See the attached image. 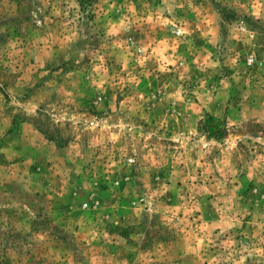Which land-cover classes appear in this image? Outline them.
<instances>
[{
  "label": "rangeland",
  "instance_id": "obj_1",
  "mask_svg": "<svg viewBox=\"0 0 264 264\" xmlns=\"http://www.w3.org/2000/svg\"><path fill=\"white\" fill-rule=\"evenodd\" d=\"M0 264H264V0H0Z\"/></svg>",
  "mask_w": 264,
  "mask_h": 264
},
{
  "label": "trees",
  "instance_id": "obj_2",
  "mask_svg": "<svg viewBox=\"0 0 264 264\" xmlns=\"http://www.w3.org/2000/svg\"><path fill=\"white\" fill-rule=\"evenodd\" d=\"M49 139L52 140V138H49ZM64 145H65V143H63V142H59V146H60V147H62V146H64Z\"/></svg>",
  "mask_w": 264,
  "mask_h": 264
}]
</instances>
